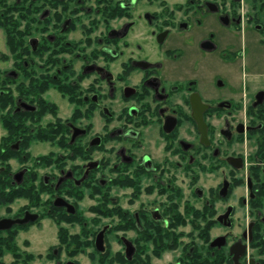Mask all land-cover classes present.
Masks as SVG:
<instances>
[{"label": "flooded vegetation", "instance_id": "flooded-vegetation-1", "mask_svg": "<svg viewBox=\"0 0 264 264\" xmlns=\"http://www.w3.org/2000/svg\"><path fill=\"white\" fill-rule=\"evenodd\" d=\"M14 6L17 66L4 79L17 95L1 82L0 147L57 141L70 159L97 148L98 158L40 179L22 168L5 183L2 157L0 184L15 193L0 194V264H86L89 245V261L105 263L111 226L89 230L79 202L112 183L126 185L132 209L110 264H264V0ZM51 90L75 106L64 120ZM86 106L98 108L88 140ZM52 154L39 165L57 168ZM13 199L28 203L12 212ZM45 219L67 224L64 240L15 241Z\"/></svg>", "mask_w": 264, "mask_h": 264}, {"label": "rangeland", "instance_id": "rangeland-1", "mask_svg": "<svg viewBox=\"0 0 264 264\" xmlns=\"http://www.w3.org/2000/svg\"><path fill=\"white\" fill-rule=\"evenodd\" d=\"M15 0H0V17L2 21H4L5 27H1L6 32V39L10 45H6V49L4 52H0V84L2 81H5L4 75L6 72L16 70V36H15V24L14 20H16V9H15ZM13 21V23H12ZM7 43V42H6ZM7 43V44H9ZM11 49V51H10ZM93 81V77L87 76L86 79H84L83 89L85 88L86 91L91 90V87L93 85H90V83ZM26 82V81H25ZM6 85H10L15 93H16V85L18 81L16 79H7L5 81ZM28 83V81H27ZM52 93V99H54L57 104H59V112L58 115L62 116L61 119L64 120L65 117L71 115L74 105L73 103L69 102L66 98L61 99L60 96L54 92L50 91ZM86 117L83 121H81L82 126L86 127L88 130V138L95 136L98 134V108L86 106ZM56 117V116H55ZM53 117L50 115H47L43 122L52 121ZM0 124V142L1 137L3 133H5L4 129L1 128ZM39 144V145H36ZM111 144V143H110ZM110 144H107V147L110 146ZM36 146L37 151H36ZM53 151L52 157L55 158L54 162H58L57 168L53 165H39L38 159L39 155L42 154H49ZM70 152L63 146L58 145L57 141H55L53 144L51 143H39L36 141H32L28 148H25L20 153L15 152H8L7 154H4V151L2 147H0V160H2V157H4L3 164L6 166V174L2 176V182L8 183L7 177H9V172H16L22 168H27L29 170L28 178L32 180L33 178L40 179L41 177L46 175H55L57 176L59 174V171L61 167L65 165V168H68V166H74V165H81L83 161H87L88 159H96L98 158V148L90 150L89 153H86L84 155H80V157L76 158H69ZM100 155V154H99ZM65 161V162H64ZM110 176L114 177V175L110 174ZM96 177H98V173H96ZM6 178V179H3ZM31 182H28L29 185ZM117 184V183H115ZM112 183V187L109 189V192H105L103 197H98V189L97 191H93L89 188L84 189V196L79 202L81 212L84 216V219L86 221L87 228L89 230H98V228L104 227L106 225H110L111 229L108 230L106 234V241L108 246V251L106 254H98V259L101 258L103 261L105 259L106 262L102 264H110V261L113 255L117 254L118 252L122 250V245L118 239L120 235L123 233L118 229L121 226H124L127 224V209H132L131 200L129 198V190L126 188L125 184H117L115 185ZM124 185V186H123ZM8 186H5L3 184H0V194H14L15 190H13L11 187L7 188ZM87 187H89L87 185ZM29 192V191H27ZM31 192V191H30ZM29 192V193H30ZM46 197V196H44ZM100 199L102 200L100 202ZM118 199V200H115ZM14 200V199H13ZM114 200V201H113ZM141 201V200H140ZM12 202V203H11ZM12 204V212H15L17 208L20 206H23L27 204L28 202L25 199H19L11 201ZM8 204V203H5ZM4 204V205H5ZM139 203H136L135 207ZM130 205V207H129ZM7 209V208H6ZM5 211V207H0V215L3 216V212ZM63 225L61 228V231H58V227L55 226V224L50 219H45L42 222L41 229L37 228L36 226L31 228L28 232L19 233L18 236L15 238V241L20 242H30L32 244H39V243H50V244H57L60 240H64L66 233L65 228L66 223L61 224ZM77 229V228H76ZM75 229V230H76ZM69 231H73L72 229H69ZM74 232V231H73ZM96 233V232H95ZM217 233V232H216ZM89 239V235L87 236ZM177 252H172L171 250H166L165 257L171 258L176 257L178 255ZM82 256V255H80ZM97 253H95L92 249V246L89 245L85 249V255L81 258H86V264H93L89 259L96 258ZM98 264H100L98 262Z\"/></svg>", "mask_w": 264, "mask_h": 264}, {"label": "crops", "instance_id": "crops-1", "mask_svg": "<svg viewBox=\"0 0 264 264\" xmlns=\"http://www.w3.org/2000/svg\"><path fill=\"white\" fill-rule=\"evenodd\" d=\"M6 32L3 28L0 27V52H4L6 49V45H8L6 39ZM1 66V65H0Z\"/></svg>", "mask_w": 264, "mask_h": 264}, {"label": "trees", "instance_id": "trees-1", "mask_svg": "<svg viewBox=\"0 0 264 264\" xmlns=\"http://www.w3.org/2000/svg\"><path fill=\"white\" fill-rule=\"evenodd\" d=\"M4 21H2V19H1V17H0V27H5V25H4V23H3ZM12 23H13V21H12ZM14 24H16V20H14V23H13V25ZM6 28V27H5ZM6 30V29H5ZM8 43H9V39H8ZM9 45H10V43H9ZM16 46V45H15ZM1 85V84H0ZM0 100H1V97H0ZM13 123V122H12Z\"/></svg>", "mask_w": 264, "mask_h": 264}, {"label": "water", "instance_id": "water-1", "mask_svg": "<svg viewBox=\"0 0 264 264\" xmlns=\"http://www.w3.org/2000/svg\"><path fill=\"white\" fill-rule=\"evenodd\" d=\"M26 220H27V219H24V220L22 219V220H20V222H26ZM4 221H5V220H2L1 222H4ZM5 227H6V226H5ZM7 227H9V225H8ZM99 248L101 249L102 247H99Z\"/></svg>", "mask_w": 264, "mask_h": 264}]
</instances>
